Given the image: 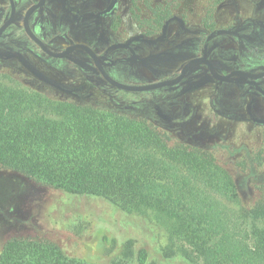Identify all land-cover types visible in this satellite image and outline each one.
Segmentation results:
<instances>
[{"label":"rangeland","instance_id":"rangeland-1","mask_svg":"<svg viewBox=\"0 0 264 264\" xmlns=\"http://www.w3.org/2000/svg\"><path fill=\"white\" fill-rule=\"evenodd\" d=\"M148 1L151 0H125V32L131 34L145 29L149 32L153 30L150 38L161 41L160 49L168 47L165 42L168 36L173 37L175 43H180L182 35L174 26L147 28L142 25L148 23V6L151 5ZM162 1L169 3L170 0ZM258 1L227 0L226 5L217 8L215 22L223 27L235 19L254 17V5ZM207 3L208 0H173L172 14L178 20H186L194 28L203 14L207 13ZM0 10L1 23L6 11L5 0H0ZM135 24L139 26L135 28ZM221 43L223 47L228 46L226 40ZM177 48L173 51L176 59L172 72H176L184 59L196 52L189 48L187 55L183 56L182 49L179 46ZM16 64L2 62L0 59L1 88L24 89L39 93L55 103L75 106L87 113L89 123L98 129L110 130L113 123L143 122L166 134L169 146L179 143L212 153L216 164L227 172L236 186V207L242 215L264 195V128L254 126L251 131L238 130L241 124L230 114L220 118L219 123L205 121L206 114L202 118L197 110L201 107L204 110L211 109L208 98L213 82L204 81L202 85L190 88L186 95L170 93L161 108L164 116L156 118L153 106L149 103L134 105L129 111L124 110V106L114 105L85 83L72 81L64 77L63 73L61 76L48 73L46 68L41 70L49 75L50 80L39 77L45 81L30 82ZM142 71L147 73L144 69ZM140 73L141 68L126 66L124 76L131 80L132 74ZM57 85L60 89L56 88ZM112 90L111 94L123 100L131 101L138 97L137 93L117 88ZM225 93L228 91L225 90ZM223 104L229 109L237 102L229 95ZM187 106H193L196 114L193 119L189 117L187 121L179 122V118L184 115L182 109ZM35 108L40 112L36 115L38 118L41 109ZM51 120L67 127L73 118L65 111L51 117ZM188 234L186 224L168 209L142 202L119 207L110 200L66 191L58 183L38 176H27L13 169H0L1 256L6 244L15 241L25 250L44 254L45 264H138L136 253L140 249L147 252L145 264H198L193 260L191 248L186 243ZM103 237L108 242L99 246ZM112 240L115 242L114 247L107 254L106 251L113 246L110 244ZM32 262L26 260L23 264Z\"/></svg>","mask_w":264,"mask_h":264},{"label":"trees","instance_id":"trees-1","mask_svg":"<svg viewBox=\"0 0 264 264\" xmlns=\"http://www.w3.org/2000/svg\"><path fill=\"white\" fill-rule=\"evenodd\" d=\"M153 13L159 24L171 15L169 9ZM35 107L41 109L38 118ZM65 111L73 118L69 126L51 120ZM88 119L75 106L0 87V169L38 176L119 207L142 202L168 209L186 224V243L198 264H264V195L242 215L236 186L212 153L169 146L166 134L143 122L113 123L106 130ZM107 242L103 237L99 246ZM110 244L107 254L114 240ZM3 252L0 264H45L44 254L15 241ZM146 260V250H138L137 263Z\"/></svg>","mask_w":264,"mask_h":264},{"label":"flooded vegetation","instance_id":"flooded-vegetation-1","mask_svg":"<svg viewBox=\"0 0 264 264\" xmlns=\"http://www.w3.org/2000/svg\"><path fill=\"white\" fill-rule=\"evenodd\" d=\"M213 1L208 0L207 13L203 14L194 28L186 20H178L172 14L173 0L168 1L171 4L162 0L148 1L151 2L148 6V23L142 25L147 28L174 26L182 35L180 43H175L173 37H166L168 47L160 49L161 41L150 38L153 30L149 32L145 29L131 34L125 32V0H12L14 17L0 36V59L11 64L16 62L30 82H44L41 78L50 80L49 75L41 70L43 68L57 76L63 73L64 77L72 81L83 82L96 89L114 105L124 106L127 111L134 105L149 103L153 106L156 118L164 116L161 108L166 104L167 95L175 92L186 95L190 88L198 87L204 81H211L213 85L208 98L211 109L204 110L201 107L197 110L202 118L206 114L205 121L219 123L220 118L230 114L241 124L238 130L251 131L254 126L263 129L264 0H259L254 5V17L235 19L230 25L223 27L215 22V14L217 8L226 5L227 0H215L216 3ZM5 4L6 11L0 28L12 15L10 0H5ZM153 9H169L171 15L159 24ZM25 22L34 38L52 54H62L68 48L78 45L87 47L107 76L120 84L146 86L174 80L181 74L184 66L194 59L207 60L220 76H228L232 72L244 74L233 76L230 82L218 81L206 64L198 63L189 68L175 85L133 92L137 93L136 99L123 100L111 94L112 88L117 87L102 76L93 58L85 50L74 49L61 58L54 57L33 39L26 30ZM135 26L137 28L139 25ZM223 40L228 42L227 47L222 46ZM177 46L182 49L183 56L187 55L189 48L196 52L184 59L176 72H172L176 59L173 51L178 49ZM126 66L139 67L142 73L132 74L131 80H127L124 76ZM56 88L60 89V86L57 85ZM225 90L228 91L227 94ZM229 90L235 93L231 94ZM229 95L237 104L228 109L223 101ZM182 110L184 115L179 118V122L187 121L189 117L193 119L196 114L193 106Z\"/></svg>","mask_w":264,"mask_h":264},{"label":"water","instance_id":"water-1","mask_svg":"<svg viewBox=\"0 0 264 264\" xmlns=\"http://www.w3.org/2000/svg\"><path fill=\"white\" fill-rule=\"evenodd\" d=\"M11 2V6H12V15L11 17L9 18V20L4 23L1 28H0V36L1 34L3 33V31L11 24L12 20H13V17H14V6H13V2L12 0H10ZM31 10L28 11V14H30ZM27 14V16H28ZM27 19V17H26ZM25 26H26V30L29 32V34L33 37V39L39 43V45L41 46V48L46 51L47 53H49L50 55L54 56V57H58V58H61L63 57L65 54H67L68 52H70L71 50H74V49H82V50H85L94 60V62L96 63V65L98 66V68L100 69L101 73H102V76L112 85L116 86L117 88H120L122 90H125V91H130V92H141V91H148V90H153V89H157V88H161V87H165V86H171V85H175L177 84L186 74V72L188 71L189 68H191L192 66H194L195 64H198V63H204L208 66L212 76L217 79L218 81H224V82H230L231 81V78L233 76H236V75H241V74H244V73H241V72H232L230 75L228 76H220L218 74L215 73V71L213 70V67L211 65L210 62H208L207 60L205 59H194L192 61H190L189 63H187L184 68L182 69L181 71V74L174 80H171V81H166V82H160V83H156V84H152V85H146V86H132V85H125V84H120V83H117L115 82L114 80H112L111 78H109L107 76V74L103 71V69L101 68L100 64L98 63V60L97 58L95 57V55L93 54V52L88 49L87 47L85 46H75V47H71V48H68L64 53L62 54H52L50 53L48 50H46V48H44V46L34 38V36L30 33V31L28 30V27H27V24L25 22Z\"/></svg>","mask_w":264,"mask_h":264}]
</instances>
